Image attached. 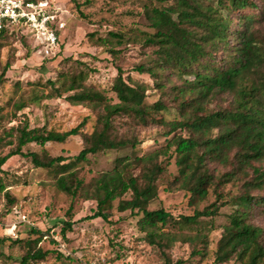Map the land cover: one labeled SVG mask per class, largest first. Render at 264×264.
Masks as SVG:
<instances>
[{
  "label": "trees",
  "instance_id": "16d2710c",
  "mask_svg": "<svg viewBox=\"0 0 264 264\" xmlns=\"http://www.w3.org/2000/svg\"><path fill=\"white\" fill-rule=\"evenodd\" d=\"M143 14L147 30L111 32V38L99 44L111 47L114 54L119 51L112 46L125 43L153 49L154 56L135 68L149 75L153 85L125 77L119 69L111 87L117 100L113 101L105 90L87 84L84 70L61 73L48 83L52 93L34 100L65 96L72 104L85 105L96 116L93 131H83L87 119L67 131L32 127L25 114L10 127L0 121V173L10 158L20 156L47 169L56 186L72 198L96 201L94 217L108 220L110 214L101 207L118 202V211L140 218L145 240L160 251L165 264H173L167 251L177 242L189 244L193 254L209 256L215 217L230 206L213 264H264V227L254 222L256 214L264 216V0H144ZM21 31L23 27L2 31L0 58L10 36ZM10 65L3 67L0 83ZM151 89L156 92L154 101ZM13 106L10 122L28 103L20 100ZM151 113L159 115L158 122ZM148 128H162L166 142L140 155L135 149ZM72 136L83 139L82 151L72 159L53 157L45 149L48 143H65ZM34 145L41 151L31 150ZM5 146L10 151L2 154ZM123 148L132 153L118 157L112 169L89 183L81 177L89 155ZM172 159L177 174L169 171ZM228 186L237 192L227 191ZM161 187L189 194L194 214L151 210ZM6 188L0 178V192ZM211 195L215 201L200 209ZM5 197L8 208L0 216L16 205L8 191ZM72 226L66 222L63 234ZM42 239L0 237V258L8 257L5 245H15L26 251L19 264L42 263L51 254L39 246Z\"/></svg>",
  "mask_w": 264,
  "mask_h": 264
},
{
  "label": "rangeland",
  "instance_id": "374dc122",
  "mask_svg": "<svg viewBox=\"0 0 264 264\" xmlns=\"http://www.w3.org/2000/svg\"><path fill=\"white\" fill-rule=\"evenodd\" d=\"M89 1L53 0L64 28L59 32L58 47L50 55L27 31L10 36L0 58V75L6 63L11 62L3 83H0V121L6 127L23 121L25 114L32 127L47 125L58 131L75 128L87 119L83 131L92 132L96 116L85 105L72 104L65 96L34 100L35 96L45 97V93H52L49 81L59 79L63 72L84 70L88 75L87 84L105 90L113 101L117 100L111 87L119 69L125 77L131 75L153 85L149 75L135 71L137 66L147 63L154 56L153 49L125 43L112 46L119 51L114 54L110 51L111 47L99 44L100 39L111 38V32L147 30L148 22L143 14L144 0ZM79 4L81 7H78ZM81 12L85 16L81 17ZM150 93V101L156 100L155 90L151 89ZM20 100L27 101L28 107L10 122L11 113L15 112L13 102ZM150 115L154 122L159 121L158 114ZM163 133L162 128L145 129L141 136L142 143L135 151L143 155L163 146L166 142ZM30 148L41 151L39 146ZM45 149L53 157L72 159L82 151L83 139L72 136L65 143H48ZM9 151L10 146H5L2 154ZM131 153L132 149L123 148L91 154L88 156L90 163L86 164L81 177L89 183L100 172L112 169L118 157ZM168 168L172 174H177L175 159L168 163ZM3 169L0 178L7 188L0 192V214L6 212L9 204L5 192L11 194L16 205L0 216V237L36 239L43 236L39 246L51 251V254L39 264H165L160 251L145 240V233L138 226L140 218L130 211H118V202L113 203L112 207H101L110 214L108 220L94 217L99 209L96 201L67 195L56 186L47 169L35 167L30 160L14 156ZM230 189L237 192L228 186L227 191ZM189 200L190 195L184 191L172 193L161 187L158 198L150 203V209L164 208L174 216L192 215L196 206ZM214 201L215 197L211 195L199 208L204 209ZM231 212L232 207L226 206L215 217L209 256L193 254L189 244L177 242L167 251L173 264H213L214 251L224 237L223 225L229 222ZM66 222H71L73 226L64 235L62 229ZM254 222L264 227V216L256 214ZM34 230L41 232L38 234ZM3 249L9 258H0V264H19L18 259L26 252L15 245H5ZM227 264L240 263L233 261Z\"/></svg>",
  "mask_w": 264,
  "mask_h": 264
},
{
  "label": "built area",
  "instance_id": "2783aa9c",
  "mask_svg": "<svg viewBox=\"0 0 264 264\" xmlns=\"http://www.w3.org/2000/svg\"><path fill=\"white\" fill-rule=\"evenodd\" d=\"M17 27H23L50 55L59 45L64 23L53 0H0V34Z\"/></svg>",
  "mask_w": 264,
  "mask_h": 264
}]
</instances>
